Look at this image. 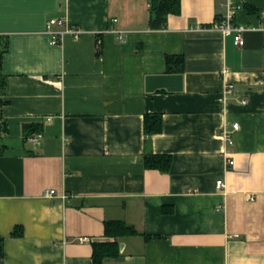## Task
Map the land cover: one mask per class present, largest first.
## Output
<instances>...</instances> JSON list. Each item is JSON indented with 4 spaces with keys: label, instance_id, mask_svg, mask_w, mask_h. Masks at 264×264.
I'll return each instance as SVG.
<instances>
[{
    "label": "crops",
    "instance_id": "crops-1",
    "mask_svg": "<svg viewBox=\"0 0 264 264\" xmlns=\"http://www.w3.org/2000/svg\"><path fill=\"white\" fill-rule=\"evenodd\" d=\"M51 18L82 33L51 45ZM262 25L264 0H180L162 28L149 0H0V264H93L109 220L151 238L105 264H264Z\"/></svg>",
    "mask_w": 264,
    "mask_h": 264
},
{
    "label": "trees",
    "instance_id": "trees-1",
    "mask_svg": "<svg viewBox=\"0 0 264 264\" xmlns=\"http://www.w3.org/2000/svg\"><path fill=\"white\" fill-rule=\"evenodd\" d=\"M150 4V24L152 28H162L166 24L167 15L169 13L178 14L180 12V0H149ZM220 20H218L219 22ZM6 49L0 50V92L3 94L6 88V77L2 71L3 55ZM171 59V57H169ZM168 58V59H169ZM179 58V57H178ZM183 57L181 62H183ZM38 128L28 125L26 130L32 134ZM144 130L146 134H156L162 131V116L160 114H147L144 120ZM172 162L171 155L148 153L144 156V165L147 169H156L167 172ZM106 236L113 238V241L93 243V264H105L107 259L117 258L119 256V239L128 236H144L150 239V235H146L138 231L134 226L126 224L122 220H109L105 223ZM22 228L16 227L12 236H22ZM4 256V244L0 239V257Z\"/></svg>",
    "mask_w": 264,
    "mask_h": 264
},
{
    "label": "built area",
    "instance_id": "built-area-1",
    "mask_svg": "<svg viewBox=\"0 0 264 264\" xmlns=\"http://www.w3.org/2000/svg\"><path fill=\"white\" fill-rule=\"evenodd\" d=\"M216 27L224 35L233 36L234 40L238 46H243L245 43V40L243 38V34L246 31L253 30V29H250L248 26L234 23V11H233L230 4L228 5L227 14L224 16L222 21H220L216 25ZM256 30H260V31L264 32V25L257 28ZM46 33L50 37V44L51 45H59L61 43L64 35L70 34V35H73L75 38H78L82 32L78 28L69 26L68 23H66V21L62 18H51L48 21ZM233 129L234 130L239 129V124L234 123ZM33 141H36V138H33ZM230 164L233 165L234 161L230 160ZM216 185H217L218 189L222 188L224 186V182L222 180H218ZM45 194L48 197H53L55 193L53 190H48V191H46ZM65 198H66V196L64 195L63 199H65ZM79 241L83 243V242H88L89 239L87 237H81V238H79Z\"/></svg>",
    "mask_w": 264,
    "mask_h": 264
},
{
    "label": "water",
    "instance_id": "water-1",
    "mask_svg": "<svg viewBox=\"0 0 264 264\" xmlns=\"http://www.w3.org/2000/svg\"><path fill=\"white\" fill-rule=\"evenodd\" d=\"M121 247H122V245H121Z\"/></svg>",
    "mask_w": 264,
    "mask_h": 264
}]
</instances>
